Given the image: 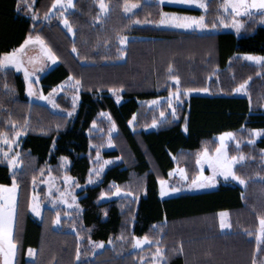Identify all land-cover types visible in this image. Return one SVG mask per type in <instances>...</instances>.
<instances>
[{
	"label": "trees",
	"instance_id": "16d2710c",
	"mask_svg": "<svg viewBox=\"0 0 264 264\" xmlns=\"http://www.w3.org/2000/svg\"><path fill=\"white\" fill-rule=\"evenodd\" d=\"M125 2L104 0L108 11L101 15L98 0H74L65 15L73 29L70 34L56 14L34 22L17 0H0V55L29 35L39 36L58 58L39 78L42 92L69 75L80 81L81 88L75 113H57L28 98L20 74L0 71V131L8 137L22 133L19 169L12 174L0 160V184H11L15 175L18 185L14 264H143L142 257L158 247L162 264H252L257 217L264 216V131L254 139L251 130H264V72L237 55L264 56V26L246 21L240 36L163 28L135 21H158L161 10L192 15L200 11L128 0L139 7L126 14ZM219 2L207 3L204 16L209 27L219 13ZM52 4L53 0H34L33 11L42 18ZM121 36L129 37L125 46ZM170 75L179 76L182 90L207 88L208 93L191 94L177 107L175 118L167 114L159 121L164 110L148 107L144 100L176 89ZM247 80V95L233 94ZM110 89L120 91V102ZM56 103L71 109L62 96ZM154 120L157 126L148 128ZM110 122L116 127L110 137L113 147L105 148ZM223 131H232L241 142L238 152L245 160L234 171L246 183L161 197L158 181L175 166L192 180L198 172L197 153L206 146L213 148L214 136ZM99 149L103 158L119 159L98 181L77 191L80 209L62 216L57 227L52 222L56 209L44 207L41 219H34L28 207L33 178L66 173L84 184ZM61 157H67L66 168ZM117 187L126 195L114 197ZM38 193L42 197L44 188ZM220 211L228 213L231 227L221 229ZM134 236H148L149 244L134 249ZM110 240L92 251L90 241ZM27 248L35 249L31 261L25 259Z\"/></svg>",
	"mask_w": 264,
	"mask_h": 264
},
{
	"label": "snow or ice",
	"instance_id": "6c2138e0",
	"mask_svg": "<svg viewBox=\"0 0 264 264\" xmlns=\"http://www.w3.org/2000/svg\"><path fill=\"white\" fill-rule=\"evenodd\" d=\"M165 0H159L160 4H163ZM180 2L183 3H191V4H197L199 8L201 9H207L208 5L205 2V0H180ZM99 9L102 13L108 11V5L104 3V0H98ZM17 6L18 7H26L29 12L33 11V5L28 2V0H17ZM57 6H60L61 8L65 9V11L70 8L74 7L73 0H53L52 6L49 8V12L53 11ZM137 3H130L128 0H126L123 10L125 13H131L133 9L137 8ZM221 8H223L226 12L231 9V13L234 16H240L241 14L247 15V16H253L256 13H254L252 10L258 9L261 12H264V0H223V3L220 5ZM61 15H64V13H61ZM160 19L158 21H140L137 20L135 23H158V24H171L178 28H206L209 25L205 22L206 17L204 15L201 16H188V15H180L177 13H168L161 10L159 12ZM33 20H35L37 17L35 13H33L32 16ZM99 19V15L96 17ZM44 19H48V13H45ZM67 28L69 32H72L73 29L71 25L68 23L67 19H64L61 21ZM220 23L224 26H227L224 24V20L221 19ZM241 22L237 19H233L232 21V27H234L237 31L241 28ZM211 27H217L215 23L211 25ZM120 44H124L126 42L125 37H119ZM36 43L39 44L41 47V52L43 56H46L50 61H55L57 57L52 53L51 49L47 47V45L44 44V41L39 37H27L24 42L17 48L5 52L4 54L0 55V68H4L7 65H13L18 69H23L24 76H25V82H28V77L31 75L28 68L24 66V62L21 56V53L25 49L26 45ZM73 52H76L75 46H73L72 49ZM123 55V53H121ZM245 58L250 61H255L257 63L264 62V56H255L251 54H245ZM39 62L38 57H31L28 60V63L30 64H37ZM172 65L169 64V72H171ZM43 70V69H41ZM73 77L69 75L68 80L71 81ZM170 79L176 82V92L173 93L171 90L169 91V107H171V99L174 97L177 101L180 100L181 95H188V92L191 89H184L181 91L180 89V78L179 76L170 75ZM76 85L78 86L80 81H75ZM247 81H244L242 84L237 85L236 88L233 89L234 92H240L245 90V85L247 84ZM7 87V86H5ZM200 91L207 92V88L199 89ZM29 95H33L31 88L29 87L27 89ZM57 91L56 88L52 89V93H55ZM111 91V89H110ZM41 99L48 100L50 104H52L53 107H58V105L55 103L54 100L51 99V94L48 97L43 96L41 94ZM76 98H73V105H75ZM117 100H119V97H117ZM150 103H155V101H151ZM71 115V112L68 113ZM173 116H175V109H173ZM164 113H161V116H163ZM135 116V114H134ZM132 121H129L131 123ZM95 123V122H93ZM157 121H153V126ZM25 125H27V121H25ZM15 127V125H13ZM115 125L113 124V128ZM186 130V129H185ZM111 131V129H110ZM264 130H258V129H252L251 135L253 137L260 135V132ZM14 136H18L19 132H15L13 134ZM226 137H233V133H222L220 135V144L215 149V152L212 155L208 154V151L205 149L203 152H200L197 154V161L196 163L200 165L202 162L207 161L209 168L212 169L213 175L209 177H204L203 173H200L197 177L193 178L192 182L187 185L189 188H200L205 187L208 184H214L216 182V173L219 172L221 176H223L225 179H228L231 177L234 180H238L240 184H245L246 181L238 176L236 172L233 170V165L239 160L243 161L245 159V156L243 154H240L239 156H232L229 157L226 150H225V138ZM0 140L3 141L4 144H6L9 148H11L13 143H17V141L9 140L7 138V133L0 131ZM109 143H111V140H109ZM251 143V141H249ZM264 152V150H262ZM9 152H4L3 156L4 159L7 160L8 167L10 170L15 169L19 166V152L16 153L15 156H12L11 159H9ZM97 156L99 157V153H97ZM119 159V158H117ZM62 162L67 161V157H61ZM104 163H109V161H104ZM100 168H103V164L100 165ZM91 171H95L97 175L99 174V169H90ZM181 175L183 176L184 169H179ZM169 175H172L170 172ZM72 178L66 177L65 183H67L68 180ZM184 179H187L184 177ZM33 182H35V177L33 178ZM207 182V183H205ZM159 183L161 184V190L160 195L165 196L169 193L178 192L180 189L175 186H166L167 182L164 180H160ZM17 180L15 175H13L12 183L11 185H4L0 184V257H2V264H13L14 257L16 255L17 250V244L14 240V217L16 214V208H17ZM120 189L117 187V192H119ZM67 195H70V193L65 192L61 193V200L64 203H67V201L64 199ZM104 193H101V196H103ZM73 203H75V197H72ZM55 203V201H53ZM28 207L31 209L33 213H35L37 216L41 215L40 211V202L35 197L29 201ZM78 208V206H77ZM220 217V227H231L229 223H227V216L228 213L226 211H222L219 214ZM258 227L255 229V241H256V248L253 250L252 253V264H264V259L259 258V253L261 251H264V216H258ZM53 224L59 223V214H57V217L53 219ZM249 235H252V232L248 233ZM123 239V237H120ZM79 239V238H78ZM135 246L140 247L145 242L149 241L148 236L144 237H132ZM91 243V241H90ZM111 243V240L109 241ZM94 247H102V242L96 243L93 245ZM28 255L32 256L34 255V250L29 248L28 249ZM77 256H79V251H77ZM163 258V252L161 248H157L156 252L154 253V260L156 259H162Z\"/></svg>",
	"mask_w": 264,
	"mask_h": 264
},
{
	"label": "rangeland",
	"instance_id": "374dc122",
	"mask_svg": "<svg viewBox=\"0 0 264 264\" xmlns=\"http://www.w3.org/2000/svg\"><path fill=\"white\" fill-rule=\"evenodd\" d=\"M143 1H145V2L155 1V2H158L159 3V0H143ZM208 1L209 0H205L206 3H208ZM219 1H220L219 2V5L217 7L219 13H218V15H217V17L215 19V22H214L217 25V27H209L208 26L206 28H196V27H193V28L185 29V28L175 27V26H173L171 24H158V23H156V25H158L160 27H163V28L178 29V30H183V31H194V32L199 33V34H202V33H212V32H216V31H230V32H233L236 36H240L241 35L242 30H243V27H244L246 21L255 20L259 25L264 26V12H261L258 9H254L252 11L254 13H256V14L253 15V16H251V17L250 16H247V15H243V14H241L240 16H234L231 13V9H229L226 12L223 8H221L220 5L223 3V0H219ZM28 2L33 5L34 0H28ZM73 2H74V0H73ZM163 4L174 5V6H182V7H188V8H195V9H198L200 11V14L199 15H192V14H186V13H178V12H172V11L168 12V13H177V14H180V15L201 16V15H204V13L207 10V9H201V8H199L197 4L183 3V2H180V0H165V2ZM21 7L24 8V10H23L24 13L26 15H28L31 18L32 21L37 22L39 20H45L44 17L39 18L34 11L29 12L26 7H23V6H21ZM138 7H139V4H138ZM72 8L73 7H70V8H68L65 11V9L61 8L60 6H57L55 9H53V11H51V12L48 13V16L53 15V14L58 15L59 22L61 23V21L65 19V15L70 10H72ZM98 8H99V5H98ZM137 8H135V9H137ZM135 9H133L132 12ZM33 13H35V15L37 17L35 20H33V18H32ZM61 13H64V15H61ZM99 13L101 15H105L107 12L102 13L100 11V9H99ZM126 14H129V13H126ZM221 19L224 20V24H226L227 26H224L223 24L220 23V20ZM233 19H237V20H239L241 22V25L242 26L239 29V31H237L234 27H232V21H233ZM61 25L68 31V28L63 23H61ZM69 33L72 34V32H69ZM29 36H32V37L35 36L36 37V35H29ZM128 38L129 37H127V36L125 37L126 40ZM125 43L124 44H121V46H125ZM54 55L56 56V54H54ZM251 55H253V54H251ZM40 56L42 57V60H43V58L44 59L47 58V57H45V56L42 55V52H41V55ZM237 56H239L242 61H244V62H246L248 64H252V65H256L258 67H261L262 70H263V72H264V62L257 63L255 61L247 60L245 58V54H238ZM255 56H263V55H255ZM57 60H58V58H57ZM75 81L76 80H74V79H72L71 81H69L68 79H66L62 83L56 85L55 87H52L47 93H43L42 90H41V88L37 87V83L36 82L34 83L35 85H33V83L28 80V82H27V89L30 87L31 90H32V92L34 94L33 95H29V93L27 91V96H28V98L30 100H33L34 99V100H37L38 102L46 105L53 112L65 113V114H68L69 112H71V115H72V114L75 113V111L77 109V105H78V102H79V91L81 90V88L79 87V85L78 86L76 85ZM170 82H171V85L173 84V86L174 85L176 86V82L175 81L171 80ZM247 82L248 83L245 85V90L240 91V92H234L233 91V94H235V95H242V96L243 95H247V87H248V84H249V80H247ZM54 88H56L57 91L55 93H52V89H54ZM169 91L165 95H161V96H157V97H154V98H151V99L144 100V103L148 107H154V108H158L159 110H164V115L163 116H161V114L159 115V121L160 120H164L165 117L167 116V114H170V116H172L173 118H175L176 117L177 107L178 106H182L183 103H184V101L191 94H197V93L198 94H207L208 93V91L207 92H204V91L193 90L192 89V90H190L188 92V95H186V96L181 95L179 101H177L173 97L171 99V107H169ZM171 91L173 93H175L176 92V89H171ZM181 91H183V90L181 89ZM110 93L114 96V98L116 99L117 102H120L122 100L121 95H120V91L111 90ZM41 94H43V96H45V97H48L51 94V99L54 100L55 103H56V98L58 96H62L63 99L66 100L71 105V109L70 110L63 109L57 103L56 104L58 105V107H53L52 104H50L48 100H45V99H41L40 98ZM74 97L76 98L75 105H73V98ZM117 97H119V100H117ZM151 101H155V103L154 104L153 103H150ZM173 109H175V116H173V114H172L173 113ZM101 117L102 118H105V119H107L109 121V117L107 116L106 113H102L101 114ZM130 121H132V122L129 123V124L132 125L133 124V118ZM109 124H110L109 125V128H108L109 130H107V137H106L108 139L106 140V143L104 144V147L105 148H112L113 147L112 142L109 143V140H110L111 135L114 134L115 131H116V127L113 128V124L111 122ZM157 124H158V122L155 124V126H157ZM155 126H153V123H152L150 125V127H148V128H153ZM93 127H94V130H98L100 132V134L102 133V131L99 130L96 127V125L93 126ZM110 129H111V131H110ZM17 132H19V135L18 136H14V135H12L11 137H8L7 136V138L9 140H13L14 139L15 141H17V143H13L12 144L11 148H9L6 144L3 143L2 140H0V160L1 161L7 163V160H5L4 159V156H3V153L4 152H9L10 153L9 159H11L12 156H15L17 152H19V149H18L19 148V145H18V143H19V139H20L22 133H21V131H17ZM229 132L230 133H233L232 131H223L221 133L216 134L214 136V142H215L214 147L211 148V149H210V146L209 147L208 146L203 147L198 153L203 152L206 149L208 151V154L209 155H212L215 152V149L217 148V146L220 144V139H219L220 138V135L222 133H229ZM256 137L257 136H255L253 138L255 139ZM224 143H225V150H226V152H227V154H228L229 157L239 156L240 154H242V153L238 152V149H239V146H240V143L241 142L239 140H237L235 138V136H234V138L233 137H226ZM230 146H232V153L229 151V147ZM97 153H99V157L97 156ZM91 160H92V166H91L90 169H99V174L97 175V173L95 171H91L90 174H89V176H88V178H87L86 183H84V184L77 183L76 180H75V178L72 177L69 174L62 173V175L60 177H56L55 175H53L50 172H48L47 174H45L40 180L35 181L32 184V191H31L30 200L33 199L34 197L39 200V202H40L41 215L40 216H37L29 208L30 215L34 219L40 220L41 219V216H42L43 208L44 207H49L51 209L58 210L59 220H60V218L62 216L69 217L70 216V212L72 213L73 211L74 212L75 211H78L80 209V207H79V204H78L77 191L79 189L87 186V185H91V184L95 183L96 181H98L99 178H100V176H101V174H102V172L105 170V168L107 166H109L112 162L117 161V159H105V158H103L102 155L100 154V149L96 152V154L92 157ZM104 161H109V163H106L105 164ZM196 161H197V157H196ZM243 161H239L238 160L233 165V170H234V168H235L236 165L242 163ZM101 164H103V168H100V165ZM196 165H197V168H198V172L195 175V177H197L200 173H203V176L204 177H209V176H212L213 175L212 169L209 168V165H208L207 161L202 162L200 165H198L196 163ZM66 166H67V161L66 162H62V167L63 168H66ZM19 167H20V162H19V166L16 167L15 169H13V170H10V172L12 174H14L19 169ZM179 169H182V168L181 167H177V166L173 167L168 172V176L165 179H162V180H164V181L167 182V185L166 186H175V187L179 188L180 190L178 192H189V193L203 192V191H207V190H210V189H215L216 187L219 186V184H222V183L240 184L238 180H234L231 177H229L228 179H225L223 176H221L219 174V172H217L216 173L217 179H216V182L214 184H208L207 186L200 187V188H189V187H187V185L190 184L193 179L192 180L184 179V177L187 178V176H186L185 172L183 173V176H182L181 173H180V171H179ZM170 172L172 173V175H169ZM66 177H70L72 179L68 180L67 183H65V178ZM159 181H158V184H159V193H160V190H161V187L162 186L159 183ZM205 183H207V182H205ZM4 185H9L10 186L11 184H4ZM40 187H43L44 188V193H43V196L42 197L38 193V189ZM65 192L70 193V195H67L66 197H64V199L67 201V203L62 202L61 196H60L61 193H65ZM175 194H176V192H175ZM17 195H18V187H17ZM122 195H126V194H124L121 190L119 192H117V188H116L113 196L114 197H119V196H122ZM73 196L75 197V203H73V201H72V197ZM161 197H164V196H161ZM103 198H105V197H103ZM53 201H55V203H53ZM77 206H78V208H77ZM62 210H63V212H62ZM15 218H16V214H15V217H14V222H15ZM54 226L57 227L58 226V223L54 224ZM100 242L101 241L91 242L90 243L93 252H96V251L102 249L105 245H109L110 244L109 242H107V243L102 242V245H103L102 247H94L93 246L94 244L100 243ZM146 243H149V242H145L144 244H146ZM144 244H142L141 246H143ZM140 247H138V248H140ZM31 257H33V255L32 256H29L28 255V249H27V251H26V259H31ZM1 260H2V257H0V264H2V261ZM154 264H157V263H154Z\"/></svg>",
	"mask_w": 264,
	"mask_h": 264
},
{
	"label": "crops",
	"instance_id": "0c3cea01",
	"mask_svg": "<svg viewBox=\"0 0 264 264\" xmlns=\"http://www.w3.org/2000/svg\"><path fill=\"white\" fill-rule=\"evenodd\" d=\"M29 37V36H27ZM26 37V38H27ZM35 37V36H33ZM25 38V39H26ZM24 42V41H23ZM22 42V43H23ZM21 43V44H22ZM20 44V45H21ZM19 45V46H20ZM18 46V47H19ZM17 48V47H16ZM15 49V48H14ZM13 50V49H12ZM11 51V50H10ZM41 55V47L39 44H36V43H32V44H29V45H26L25 46V49L23 50V52L21 53V56H22V59H23V62H24V66L28 68L29 72L31 73V75L28 77V80L31 81L33 83V85H35L34 83L36 82L37 83V87L41 88V85L39 83V78L42 74H44L46 71H48L49 69H51L52 67H54L57 63H58V60L56 59L55 61H50L48 58H43L42 60V57L40 56ZM27 56V57H26ZM31 57H38L39 58V62L35 65L33 64H30L28 63V60L29 58ZM46 57V56H45ZM7 69H12L14 72L20 74L23 78V81H24V85H25V92H26V95H27V83L25 82V76H24V71L23 69H18L16 68L15 66L13 65H7L5 66L4 68H0V71H4V70H7ZM43 69V70H41ZM68 79V78H67ZM66 80V79H65ZM55 87V86H53ZM34 100V99H33ZM37 101V100H36ZM179 193V192H178ZM176 192V194H178ZM175 192L173 193H169L168 195H165L164 197H169V196H174L176 195ZM222 212V211H220ZM219 212V213H220ZM219 221H220V217H219ZM15 223V222H14ZM228 223V222H227ZM227 227L225 228H221L222 230L226 229ZM149 243H146L144 244L143 246H141L140 248L134 246V249H142L143 247H146ZM135 245V243H134ZM29 249V248H27ZM26 249V251H27ZM33 249V248H31ZM157 249V248H156ZM35 251V249H33ZM156 252V250H155ZM154 252V253H155ZM154 253H151L150 255L148 254H145L143 257H142V262H144L143 264H154V263H157V264H162L163 263V259H164V256L162 259H156L154 260ZM35 257V252H34V255L33 257H31V259H26V252H25V259L26 260H33ZM259 258L261 259H264V251H261L260 255H259ZM2 261V260H1ZM15 262V257H14V260H13V264Z\"/></svg>",
	"mask_w": 264,
	"mask_h": 264
}]
</instances>
